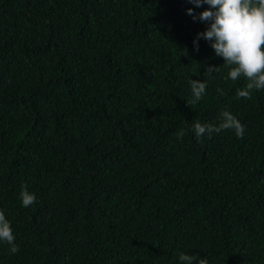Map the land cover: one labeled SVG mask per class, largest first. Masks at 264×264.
Wrapping results in <instances>:
<instances>
[{
  "label": "trees",
  "instance_id": "trees-1",
  "mask_svg": "<svg viewBox=\"0 0 264 264\" xmlns=\"http://www.w3.org/2000/svg\"><path fill=\"white\" fill-rule=\"evenodd\" d=\"M207 7L0 0V210L19 247L0 241V264H264V90L237 97L246 81L195 50L207 23L187 9ZM190 79L207 87L189 106ZM222 110L243 138L198 142Z\"/></svg>",
  "mask_w": 264,
  "mask_h": 264
},
{
  "label": "clouds",
  "instance_id": "clouds-1",
  "mask_svg": "<svg viewBox=\"0 0 264 264\" xmlns=\"http://www.w3.org/2000/svg\"><path fill=\"white\" fill-rule=\"evenodd\" d=\"M188 3L197 8L207 5L208 7L198 15L192 8L187 9V14L193 20L199 19L206 22L204 31L197 33L193 45L199 51L198 41L203 38L208 41L217 57L223 58L222 66L228 68L226 79L237 81L243 78L246 83L242 88L236 90L239 98L251 99L254 90H264V0H187ZM183 55H187L186 46ZM221 66H207L204 76H211L214 72H219ZM192 99L187 104L195 105L206 94V81L199 79L189 80ZM217 91L223 95L222 89ZM223 130H233L237 138H243L245 126L229 110H222L218 125L202 124L193 122L192 131L199 142L207 135L209 138L214 133ZM184 131L177 134L178 139L184 136ZM22 206L30 207L36 202V195L30 193L26 186L20 192ZM0 241L6 242L10 254L19 252V247L15 244V236L11 222L6 219L0 210ZM180 264H208L206 258H199L197 255H189L184 252L179 253Z\"/></svg>",
  "mask_w": 264,
  "mask_h": 264
}]
</instances>
